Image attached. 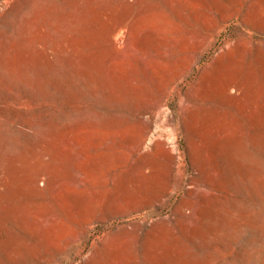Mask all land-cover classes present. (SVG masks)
<instances>
[{
    "label": "rangeland",
    "instance_id": "374dc122",
    "mask_svg": "<svg viewBox=\"0 0 264 264\" xmlns=\"http://www.w3.org/2000/svg\"><path fill=\"white\" fill-rule=\"evenodd\" d=\"M0 264H264V0H0Z\"/></svg>",
    "mask_w": 264,
    "mask_h": 264
}]
</instances>
